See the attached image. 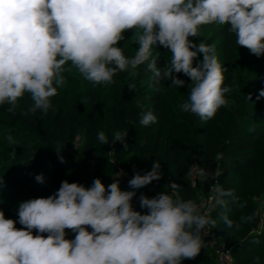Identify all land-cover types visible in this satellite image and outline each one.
I'll use <instances>...</instances> for the list:
<instances>
[{"label": "clouds", "instance_id": "9594fccd", "mask_svg": "<svg viewBox=\"0 0 264 264\" xmlns=\"http://www.w3.org/2000/svg\"><path fill=\"white\" fill-rule=\"evenodd\" d=\"M214 23L227 26L239 47L264 56V0H0V105L14 112L27 93L33 102L30 111L46 113L52 107L50 98L65 83L67 62L93 85L113 83V77L125 71L135 75L146 64L156 84L171 80V86L179 88L185 81L176 74L189 77L188 99L181 110L210 120L229 103L227 69L214 45L189 38H198L202 25ZM130 29L136 30L138 48L127 58L117 45ZM157 45L172 54L164 67L158 66L159 54L152 52ZM128 87L135 90L136 85ZM246 98L252 101V94ZM261 99L264 88L256 96V101ZM156 121L153 111L141 112L140 125ZM128 135L117 130L110 141L98 131L97 139L103 145L120 142L127 149ZM54 150L61 152L59 146ZM196 168L197 175H206ZM162 175L156 160L151 170L136 172L129 180L133 191H122L118 180L107 188L99 178L90 187L65 180L52 195L21 202L18 220L0 211V264H182L195 259L205 246L201 233L216 221L201 213L194 200L177 197L176 183L152 198L141 194L146 214L133 208L134 190ZM35 180L43 183V174ZM212 192L218 206L233 195L218 183ZM220 218L233 227L225 213ZM66 229L75 233L74 239L66 238Z\"/></svg>", "mask_w": 264, "mask_h": 264}, {"label": "trees", "instance_id": "16d2710c", "mask_svg": "<svg viewBox=\"0 0 264 264\" xmlns=\"http://www.w3.org/2000/svg\"><path fill=\"white\" fill-rule=\"evenodd\" d=\"M130 31L135 33L136 30ZM218 39L223 47L222 67L227 69L224 72V86H237L241 83L239 78L244 79V84L236 88L241 97L236 104L221 107L207 121L183 112L180 105L184 100H180L177 102L176 121L170 122L165 105L169 80L154 83L146 64L135 70L139 83H143L139 88L143 91L140 105L135 108L131 100L121 94L128 90L121 81L129 79L132 71L117 73L113 77L114 82L110 83L113 100L106 109L103 122L100 121L97 100L98 85L86 80L71 62L64 65L62 75L65 83L58 88L57 95L50 98L52 107L46 113L30 111L33 102L27 93L19 100L14 112L7 111V104L0 105V211L4 212L6 218L18 217L16 208L21 203L18 198L24 183L33 176L34 169L39 167L43 176L46 173L51 176L60 173L57 165L61 157L63 161L69 158L68 150L77 136L83 141V152L87 155L88 163L95 162L96 165L101 163L95 146L98 131L107 130L114 134L117 130L128 129L142 147L143 158L148 157L152 143H156L159 152L161 140L156 137L155 125L160 120L161 125L168 126L164 136L165 146L170 162L175 165V181L179 185L180 198L198 200V192L191 186L188 177L187 165L195 158L198 167L206 173L200 176V188L204 195H207L215 180L233 194L225 197L226 205L219 206L216 211V231L222 242L231 249L235 264H264V230L258 233L254 230L260 224L261 216L251 204L245 202L251 188L247 173L259 167L258 151L264 146V101H256L259 90L264 88V72H260L259 63L255 61L257 56L249 49L243 47L246 56L244 61L239 59L240 47L227 26L215 23L201 26L198 42L211 45ZM117 46L123 49L127 58L134 56L129 53L127 43L119 42ZM152 52L153 55L159 54L158 66L164 67L169 61L171 53L162 46L157 45ZM254 75L261 76L255 78ZM249 94H252V101L246 98ZM225 97L228 98L226 94ZM148 110L153 111L157 121L150 126H142L139 123L140 114ZM8 137L12 138L11 142ZM57 146L60 153L54 150ZM16 151L25 154L21 152L16 155ZM217 155H222V158L218 160ZM96 174L105 186L107 182L118 180L126 183V191L130 189L129 179L111 176L99 169ZM110 177L113 180L110 181ZM8 179H13L12 183ZM49 195L52 194L44 197ZM137 196L138 193L133 199ZM221 213L233 221L232 228L221 220ZM33 234H36V230H33ZM44 235L47 236L46 233ZM203 241L205 246L200 254L195 259L183 260L182 264H217L215 251L208 248L206 240Z\"/></svg>", "mask_w": 264, "mask_h": 264}, {"label": "rangeland", "instance_id": "374dc122", "mask_svg": "<svg viewBox=\"0 0 264 264\" xmlns=\"http://www.w3.org/2000/svg\"><path fill=\"white\" fill-rule=\"evenodd\" d=\"M210 32V31H209ZM209 34V33H208ZM125 39L120 41L128 44L129 47V53L135 55V52L138 48V45L136 44V37L135 33H131L130 30H127L125 33ZM193 42L199 43L197 38H192ZM212 40V39H211ZM205 43V42H204ZM211 45L215 46V54L218 58V61L222 65V56H223V47L221 44V40L218 39L216 41H213ZM238 55L240 56V60L244 61V57L246 56V51L243 47H240ZM172 54L169 55V61L171 59ZM202 59V56L200 57ZM168 61V62H169ZM261 71L264 72V56L256 57L255 60ZM254 62V63H256ZM223 66V65H222ZM223 68V67H222ZM261 74V73H260ZM179 79H182L185 81V84L183 87H172L171 86V80L168 81V89L165 93V105L168 115V120L170 122H175L178 114V107L177 102L180 100L187 101V94L189 92V86L191 85V80L189 77L184 75L183 73L176 74ZM261 75H254L255 78H259ZM119 79V78H118ZM123 84H126L128 87L129 84H135L136 88L135 90H130L128 87L127 91L121 92V94L129 98L132 102V105L139 106L140 100L143 98V91L139 88L143 85V83H139L138 76L133 75V73L130 74L129 79L121 81ZM239 84H237L238 88L244 84V79L239 78ZM98 85V93H97V100L99 103V109H100V121L103 122V120L106 118L107 112L106 109L110 104H112V87L110 83H102L97 84ZM237 86H234L231 88V92L226 93L227 100L229 101L228 105H234L236 104V101H238L241 97L240 94L237 93L236 88ZM186 94V95H185ZM263 102L264 99H261L258 102ZM262 120V119H260ZM156 137L160 138L161 145L159 152L156 147V143H152L149 148V155L147 158L142 157V147L140 146L137 138H135L131 132L127 129L129 135L127 137V144L128 147L125 149L124 145L120 142L116 143H109L108 145L101 144L98 139L95 141V146L98 150V156L100 158V164L96 165L95 162L88 163L87 161V155L85 152H83V141L79 136L75 138V140L71 143V148L68 150L69 153L66 160L63 162H60L57 165L58 171L61 172L58 174H53L52 176L49 173H46L44 176V182L39 183L35 180V176L40 174V168L37 167L34 169L33 176L24 183L21 193L19 195L20 202L33 199V198H39L44 197V195L47 194H54L61 186V183L65 180H67L69 183H79L85 187H90L93 183V181L98 178L99 175L96 174L97 170H101L102 172H106L109 175H117L124 179H131L133 178L134 174L136 172H139L140 174H144L145 172L151 170L153 166V162L158 160L161 166L162 170V178L159 181H154L152 184L134 190L136 193H138V196L136 199H133L132 204L134 210L141 212L142 214L147 213V209L141 208L140 206V196L141 194L146 195L149 198L155 197L162 191H170V189L165 188L166 185H168L171 182H174L178 185V183L175 181V165L170 162L167 152H166V146H165V139L164 136L167 133L168 126L164 127L161 125V121L158 120L156 122ZM125 130V129H124ZM105 134L108 136L109 140L111 141L113 134L107 130H104ZM8 145V144H7ZM22 152V151H21ZM21 152L16 151V155L22 154ZM112 152V153H109ZM25 154V153H23ZM28 154V153H27ZM259 154V167L255 170H251L247 173V180L249 182V186L251 188L248 190L249 197L245 201L246 203L251 204L252 207H254L261 216V221L258 227H256L254 230L258 233L264 230V146L260 148L258 151ZM145 161V163H144ZM187 165L189 167L188 177L191 182V186L197 190L198 192V200L196 201L201 213H207L209 217L212 220L216 221V224L214 227H212L215 232L217 233V220L218 216L216 215V211L218 209V205L215 204V201L208 207H204L201 205L202 200L206 195L201 191V184L202 179L199 175H197V162L194 158L192 161H188ZM100 177V176H99ZM110 181L113 180L112 177H110ZM9 183H12L13 179H8ZM1 182L5 183L4 179H1ZM196 182V183H194ZM113 182H107L106 188L108 185L112 184ZM119 187L123 191H126V183L123 181L119 182ZM258 189L259 192L256 190ZM128 191H133V189H129ZM256 191V192H255ZM33 196V197H29ZM176 196L180 198V192H179V185L176 191ZM18 211V207L16 208V212ZM226 212V209L224 210ZM9 219L18 220V217H7ZM16 227L19 229L22 226L17 223ZM91 229L89 228V231ZM66 238L67 239H74L75 233L72 232V230L66 229ZM218 235V234H217ZM201 237L203 240L207 241V246L210 250L214 251L213 246L210 243V240L208 237L204 235V233H201Z\"/></svg>", "mask_w": 264, "mask_h": 264}, {"label": "built area", "instance_id": "2783aa9c", "mask_svg": "<svg viewBox=\"0 0 264 264\" xmlns=\"http://www.w3.org/2000/svg\"><path fill=\"white\" fill-rule=\"evenodd\" d=\"M196 183V182H194ZM218 183V180H215L207 193L204 199L201 202V205L204 207L210 206L215 200L213 199L214 193L212 192L213 186ZM219 184V183H218ZM206 237L210 240L211 245L214 248L216 254L217 264H235V260L231 249L227 247L222 240L219 238L217 233L212 227H209L205 232H203Z\"/></svg>", "mask_w": 264, "mask_h": 264}]
</instances>
